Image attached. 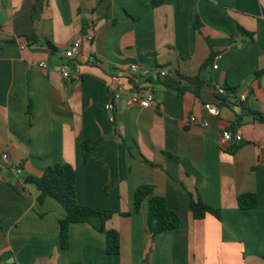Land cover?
<instances>
[{"label": "crops", "instance_id": "1", "mask_svg": "<svg viewBox=\"0 0 264 264\" xmlns=\"http://www.w3.org/2000/svg\"><path fill=\"white\" fill-rule=\"evenodd\" d=\"M88 34L74 57L78 77L64 79V51ZM212 54L199 97L153 76L138 79L151 106L126 104L131 64L165 69L183 87ZM217 87L234 92L231 104ZM119 88L111 121L103 105ZM254 114L264 117V0H0V155L22 169L0 170V264H264V124ZM237 116L242 145L228 153L239 143L221 135ZM98 139L85 160L81 142ZM55 164L73 166L80 205L112 212L118 254L107 255L105 234L86 223L71 224L60 247L64 210L38 202L33 181ZM140 185L153 190L136 212ZM244 193L256 208L238 207ZM153 195L178 214L175 230L150 234ZM192 196L221 219L194 220Z\"/></svg>", "mask_w": 264, "mask_h": 264}, {"label": "trees", "instance_id": "2", "mask_svg": "<svg viewBox=\"0 0 264 264\" xmlns=\"http://www.w3.org/2000/svg\"><path fill=\"white\" fill-rule=\"evenodd\" d=\"M198 26V22H196ZM33 43H37L38 39L32 38ZM46 46L56 53L57 49L49 41ZM214 54L206 60L198 74L193 77H181L187 85L181 86L180 80H175L166 76L162 79L157 77L156 83L165 87L177 90L180 94L183 91H189L195 96H200V90L206 82V69L211 65ZM154 80L147 78L143 83L150 84ZM130 88L138 89L141 83L138 82L137 77L128 79ZM142 89L147 90L145 87ZM148 91V90H147ZM222 105L231 104L228 97L220 96ZM255 119L264 124V117L260 114H254ZM240 116L228 127V130L235 131L240 124ZM102 139L98 140H83L81 142V149L83 157L86 160L88 151L94 149ZM242 143L233 144L228 147V153H234ZM36 189L39 191L37 201L41 202L44 198L49 197L56 201L64 210L62 217L59 219V238L60 247L66 249L69 243L68 230L71 224L86 223L90 225L95 231L104 233L106 238L105 252L107 255H116L120 251L119 233L115 229L106 228L107 222L112 218L113 214L110 210L93 208L89 206L80 205L76 198V174L72 165L70 164H55L44 169L42 175L33 179ZM153 187L151 185H140L134 193V208L138 212L141 208L142 202L148 198L152 193ZM237 205L240 209L249 210L254 209L258 205L256 195L251 193H244L237 197ZM189 208L194 220H201L206 215H212L216 219H221L219 209L212 208L206 205L200 196L191 197L189 201ZM128 216V213L122 214ZM180 223L179 216L176 212L169 210L166 201L160 196H151L148 201L147 212V227L151 235L160 234L163 232L175 230Z\"/></svg>", "mask_w": 264, "mask_h": 264}, {"label": "built area", "instance_id": "3", "mask_svg": "<svg viewBox=\"0 0 264 264\" xmlns=\"http://www.w3.org/2000/svg\"><path fill=\"white\" fill-rule=\"evenodd\" d=\"M91 34H88L86 36H78L76 37L71 44L66 48V50L63 53L64 58L68 61V65L62 66L60 68V73L64 79H71L72 77L77 78L78 74L80 73V64L75 60V55L78 53V49L82 46V44L85 41H89L91 39ZM38 66L41 69H46L47 64L44 62H40ZM69 66V67H68ZM217 66L214 65L213 68H216ZM73 69L74 75H72ZM128 74L131 77H137L138 79H147V78H152L153 76L159 77V78H164L168 76V71L165 69H149L145 66H140L136 63H133L129 66L128 68ZM143 87H139L138 89L136 88H130L129 91L127 92V97H126V104L127 105H139L142 108H148L151 106L152 102L154 101V95L145 89H142ZM216 91L218 94L223 95V96H229V97H234V92L233 91H227L226 89L222 87H217ZM123 95V89L119 88L117 91L113 93L112 99L104 103L103 109L105 112L108 113L109 118L111 121L114 120V115L113 112L115 110L116 105L118 104L121 96ZM246 99V94H240L239 95V100L245 101ZM196 119L194 117L190 118V122L195 123ZM200 125L207 127L208 124L206 122H202ZM242 141V134L241 131L236 129L235 131L231 130H224L221 135V142L223 144H229V143H239ZM5 167H10L13 169V171L16 174L21 175L22 174V169L19 167H15L10 163L9 156L7 153H2L0 155V170L5 168Z\"/></svg>", "mask_w": 264, "mask_h": 264}, {"label": "water", "instance_id": "4", "mask_svg": "<svg viewBox=\"0 0 264 264\" xmlns=\"http://www.w3.org/2000/svg\"><path fill=\"white\" fill-rule=\"evenodd\" d=\"M208 108L212 111H214L215 113L218 111L217 108L214 105H208ZM26 182L32 183V180H26Z\"/></svg>", "mask_w": 264, "mask_h": 264}]
</instances>
